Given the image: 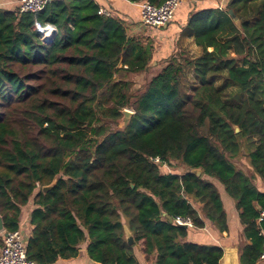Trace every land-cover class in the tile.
<instances>
[{
	"label": "trees",
	"instance_id": "trees-1",
	"mask_svg": "<svg viewBox=\"0 0 264 264\" xmlns=\"http://www.w3.org/2000/svg\"><path fill=\"white\" fill-rule=\"evenodd\" d=\"M36 25L54 31L49 41ZM188 27L200 56L170 58L134 95L119 76L146 71L150 48L98 15L93 0H61L37 15L0 8V247L32 201L25 247L35 264L75 259L84 243L94 264H139L138 246L146 264H220L221 247L183 242L187 229L168 221L189 217L197 229L207 221L228 232L219 184L248 242L239 264H257L264 192L252 178L264 183V0L196 11ZM124 109L133 114L119 129ZM239 158L252 176L235 167Z\"/></svg>",
	"mask_w": 264,
	"mask_h": 264
},
{
	"label": "crops",
	"instance_id": "crops-1",
	"mask_svg": "<svg viewBox=\"0 0 264 264\" xmlns=\"http://www.w3.org/2000/svg\"><path fill=\"white\" fill-rule=\"evenodd\" d=\"M93 1L98 6V9L105 10L110 14L109 18L121 24L127 38L135 39L141 46L150 48L152 57L150 61L152 63L151 65L153 69L160 71L163 68L161 63H167L168 57L173 55L174 50H182L181 52L186 53L191 58L200 56L201 48L195 44L192 30L188 27L190 16L196 11L209 8H225L229 0H190L180 5L172 21L161 29H151L140 24L138 8L146 0L139 3H130L126 0ZM19 2L20 0H0V8L8 11H17ZM192 76V72L190 71L187 79L192 80ZM247 171L249 176H252L248 168ZM245 175L247 174L245 173ZM252 182L260 191L264 192V183L260 179L252 178ZM219 192L227 217L228 232L221 233L213 225L205 221L202 229L195 227L187 229V236L183 242L219 246L222 250L227 249L224 264H227L229 259H232L235 264H239L238 251L241 246L248 242L243 238V227L240 225L234 201L225 199L226 194L222 193L223 191ZM32 210L33 204L30 201L22 208L20 215L19 230L26 236L30 235L32 230V227L29 225V215ZM85 247V243L80 246V252L77 258L58 260L55 264H94L86 257ZM134 256L139 264H146L144 256L142 255V247L138 246V249H135ZM222 263L223 260H220V264Z\"/></svg>",
	"mask_w": 264,
	"mask_h": 264
},
{
	"label": "built area",
	"instance_id": "built-area-1",
	"mask_svg": "<svg viewBox=\"0 0 264 264\" xmlns=\"http://www.w3.org/2000/svg\"><path fill=\"white\" fill-rule=\"evenodd\" d=\"M61 0H20L19 6L17 8L18 14H32L37 15L42 12L44 8L55 2ZM190 0H166L159 6H154L148 1L142 2L139 5V21L144 27L151 29H161L166 27L173 19L174 14L178 7ZM224 10V8H219ZM98 15L103 17H109L110 14L103 9H98ZM37 31L41 34L44 41H49L50 39H45V31H51V28H41L36 25ZM158 163V160H154ZM264 218V210L260 212L258 222ZM172 222L185 229L194 228L193 222L189 217H175ZM264 239V233H261ZM26 235L20 230L11 233H5L2 235V242L0 247V264H35L31 262L26 257V247L25 239ZM257 264H264V242L262 245V252L258 257Z\"/></svg>",
	"mask_w": 264,
	"mask_h": 264
},
{
	"label": "rangeland",
	"instance_id": "rangeland-1",
	"mask_svg": "<svg viewBox=\"0 0 264 264\" xmlns=\"http://www.w3.org/2000/svg\"><path fill=\"white\" fill-rule=\"evenodd\" d=\"M182 50L179 51H173V55H170L168 58H172V57H177L179 54H182L184 52H181ZM186 54V53H185ZM168 59V60H169ZM152 63L150 62L146 71L144 72H139V73H127V74H122L119 77H124L126 81H128L131 84V93L136 95V94H140L142 93V91L145 89L146 85L149 83V81L151 80L152 77L156 76L158 71L157 69H153ZM162 67L166 66L167 63H161ZM161 71V70H160ZM159 71V72H160ZM190 80H188L187 78L184 80V82H189ZM184 83V84H185ZM192 82H189L186 84L187 89L189 90L191 88ZM230 91H235V90H230ZM235 92H231V94H234ZM123 111H128L131 115L133 114V111L131 109H124ZM127 123V120H125V118L121 119L119 125L117 126V128L122 129L125 124ZM111 128L114 129L116 128L115 125H111ZM207 129V122L204 125L203 130L205 131ZM235 167L239 170L244 171L248 176L249 173L247 171V166L244 162V159H238L233 161ZM161 173H168V172H173L171 168H168L166 166H161ZM175 173V172H173ZM216 186L218 187L219 191H223L222 187L219 184H216ZM222 189V190H221ZM224 193V191L222 192ZM225 195V194H224ZM225 199L230 200L226 195H225ZM231 201V200H230ZM199 207V206H197Z\"/></svg>",
	"mask_w": 264,
	"mask_h": 264
},
{
	"label": "water",
	"instance_id": "water-1",
	"mask_svg": "<svg viewBox=\"0 0 264 264\" xmlns=\"http://www.w3.org/2000/svg\"><path fill=\"white\" fill-rule=\"evenodd\" d=\"M228 15H229V17L234 21V23H235L236 25H239L240 22H239L238 19H236V18L234 17L232 11L229 10V11H228ZM53 33H54V31H52V34H53ZM122 114H123V118H125V120H128L129 117L131 116V114H130L128 111H123ZM235 132H236V133L238 132V129H237V128L235 129ZM160 165H161V164H160ZM161 166H162V165H161ZM188 172H190V173H192V174H195L196 176H199V175H200V170H192V171H188ZM52 186H53V185L48 186V187H44V188L42 189V192H43V193L47 192ZM168 221H169V223H171V222H172V219H169ZM3 232H4L3 221H2V217L0 216V234L3 233ZM124 232H125V238H126V242H127V244H128V245H133L134 240H133V238H132L130 232L128 231V229H127L126 227H124ZM226 250H227V249H223V257H222V259H221V260H223V263H222V264H224V257H225V255H226V253H225ZM238 260H239V259H238ZM228 264H234V261H233L232 259H230V260L228 261ZM237 264H238V263H237Z\"/></svg>",
	"mask_w": 264,
	"mask_h": 264
},
{
	"label": "bare ground",
	"instance_id": "bare-ground-1",
	"mask_svg": "<svg viewBox=\"0 0 264 264\" xmlns=\"http://www.w3.org/2000/svg\"><path fill=\"white\" fill-rule=\"evenodd\" d=\"M46 35L47 36H50L51 35V32L50 31H48L47 33H46ZM230 260V259H229ZM228 264V263H227ZM235 264V263H234Z\"/></svg>",
	"mask_w": 264,
	"mask_h": 264
}]
</instances>
